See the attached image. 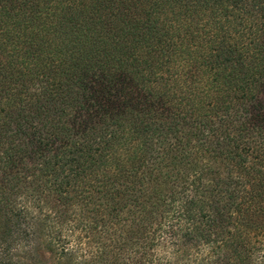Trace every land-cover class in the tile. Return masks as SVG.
<instances>
[{"label":"trees","instance_id":"obj_1","mask_svg":"<svg viewBox=\"0 0 264 264\" xmlns=\"http://www.w3.org/2000/svg\"><path fill=\"white\" fill-rule=\"evenodd\" d=\"M0 264H264V0H0Z\"/></svg>","mask_w":264,"mask_h":264}]
</instances>
